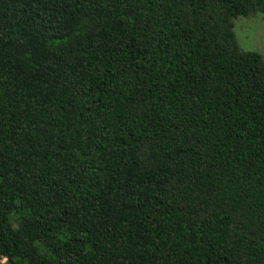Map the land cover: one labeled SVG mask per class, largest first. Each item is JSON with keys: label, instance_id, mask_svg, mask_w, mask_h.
Listing matches in <instances>:
<instances>
[{"label": "trees", "instance_id": "1", "mask_svg": "<svg viewBox=\"0 0 264 264\" xmlns=\"http://www.w3.org/2000/svg\"><path fill=\"white\" fill-rule=\"evenodd\" d=\"M264 0H0V264H264Z\"/></svg>", "mask_w": 264, "mask_h": 264}, {"label": "rangeland", "instance_id": "2", "mask_svg": "<svg viewBox=\"0 0 264 264\" xmlns=\"http://www.w3.org/2000/svg\"><path fill=\"white\" fill-rule=\"evenodd\" d=\"M235 32L241 47L257 50L264 57V14L237 18Z\"/></svg>", "mask_w": 264, "mask_h": 264}]
</instances>
